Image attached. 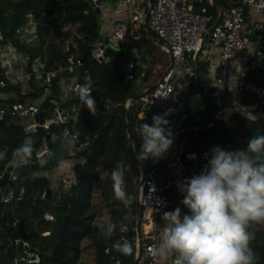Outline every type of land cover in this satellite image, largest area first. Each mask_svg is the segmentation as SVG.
<instances>
[{"label":"trees","instance_id":"trees-1","mask_svg":"<svg viewBox=\"0 0 264 264\" xmlns=\"http://www.w3.org/2000/svg\"><path fill=\"white\" fill-rule=\"evenodd\" d=\"M237 0H202L195 5L198 9L205 6L214 21H220L217 9L225 10ZM28 14L32 17V33L36 39V46H29L18 37V30L27 23ZM0 26L4 32L3 41L12 42L18 49H24L31 57L36 55V48L44 46L46 49V68L57 69L64 66L65 58L69 54L82 59V65L76 75L77 81L83 86L89 84L97 95L108 100L109 108L95 133H89L81 127L86 107L75 95L60 100L61 81L49 85L39 86L34 79H30L31 90L22 94L21 85L7 83L1 90L7 97L3 102H14L26 96L34 99L47 89L49 94L43 99L40 108L43 117L47 118L53 113L56 103H59L62 112L66 115L78 109L76 127L80 133L87 135V141L74 156L66 157L72 162L75 173L73 183L65 188L62 178L56 187L52 176L34 175L31 170L14 171L8 179L10 188L18 187L16 197L10 202L0 201V227L2 237L10 231L12 237H21L15 227L16 215L24 219L27 231L25 242L30 247L38 248L39 262L37 264H133L135 249L132 253L122 255L115 250L116 257L104 252L106 246H113L114 237L119 235L122 225L129 212L135 214L136 188L140 175L139 166L135 163L128 147L126 122L124 111L128 114L129 126L132 134V147L137 157L140 150V138L135 131L137 113L140 110V96L134 86V77L127 81V65L136 58L147 62L153 54L156 45L152 37L162 40L150 30V35L141 30L140 36L134 39L127 31L124 43L116 50L106 48V59L97 62L92 57V49L96 44L102 43L103 34L100 33V13L89 2L81 0H0ZM72 33L73 42L66 49L61 37ZM264 52V48H263ZM249 69L246 80L264 87V72L255 65L252 58L247 61ZM262 64L264 65V59ZM196 75L205 70L207 64L195 59ZM135 72V69H133ZM0 79L8 81V76L0 68ZM197 82V81H196ZM197 85V83H196ZM194 85V87L196 86ZM180 88V86H176ZM203 90V88H202ZM190 87L180 89V94L190 93ZM212 93H205L207 105L211 108ZM232 95L233 103L239 108L254 105V113H241L230 108L226 119L213 117L212 120H199L195 127L183 129L175 138V149L178 160L183 164L182 176L193 177L196 164L205 151L219 146L225 150L245 149L247 141L257 134H264V118L259 113L264 112V104L259 105L257 96L250 90L236 92L222 91V99ZM127 106H124L126 100ZM17 120H3L0 123V151L7 152L6 158L0 160V173L8 161H13V150L19 147L26 137L33 140V152L28 162L35 160V151L40 145L45 131L38 128L34 132H26L24 123ZM142 120V118H141ZM86 148V153L83 149ZM195 153V157H188ZM211 153V152H210ZM52 158V159H51ZM41 168L55 171L59 160L64 159L57 155L52 157ZM79 158V159H78ZM145 172L153 169L157 180L158 174L166 175L169 170L162 171L163 164L156 165L152 158L139 160ZM258 163H264L259 160ZM115 167H120L126 181L127 197L123 201L115 200L111 187L110 173ZM162 171V172H161ZM171 185L163 189V194L180 208L181 214L188 212L181 201L184 193L180 192L176 178L171 177ZM51 189V200L54 207L53 220L47 221L43 213L49 210L47 199L41 196L46 189ZM144 210V207H143ZM111 220L117 225L115 234L108 240L101 238L100 228ZM135 223V217H132ZM49 230L48 234H43ZM255 238L250 247L257 254V264H264V226L258 229L250 228ZM135 234V230L130 231ZM4 244V243H3ZM15 245L0 258V264H15ZM24 264V259L22 258Z\"/></svg>","mask_w":264,"mask_h":264},{"label":"built area","instance_id":"built-area-1","mask_svg":"<svg viewBox=\"0 0 264 264\" xmlns=\"http://www.w3.org/2000/svg\"><path fill=\"white\" fill-rule=\"evenodd\" d=\"M94 7L96 0H88ZM109 1L112 4V13L115 16L114 21L111 24L109 33L106 36V43L104 46L96 44L92 49V57L97 62H103L106 59V48L108 46L120 47L125 39L127 31L134 39L140 36L139 24H145V26L153 31L165 44L166 50L169 52L168 64L161 76L154 82L153 86L146 93L140 96V110L137 113L135 131L142 123V109L149 105L160 106L167 110L175 109V107L168 106L166 103L169 100L174 102L178 99L173 98V94L176 91V86L180 84L183 89L188 88L185 76L190 80H194L196 77V65L195 54L201 50L205 42L212 48L219 49V62L214 69L209 85L214 88L215 106L221 107L223 105L222 91L224 90L226 80L228 78V71L230 62L235 51L243 50L253 42L252 37L258 34V45L255 46L250 54V57L264 72V65L262 64L264 59V22L254 19H250V14L264 13V0H237L232 4L225 13L219 11L217 13L220 21H214L213 17L207 12L205 6L201 5L198 9H195V5L202 0H101V2ZM233 1V0H229ZM140 3L145 4V10L147 13L146 18L142 19L139 14ZM129 14L127 20L119 18L120 15ZM4 32L0 26V68L6 73L8 70H12L14 67L17 69V74L12 78L0 79V91L8 82L11 84H18L19 80L25 79L30 81L34 79L35 83L39 86L49 85L53 83V78L58 76V81H61L60 94H55L60 97V100L66 99L69 95L73 94L80 100V89L82 85L77 81L76 75L71 77H61L63 70H67L73 73L77 68L82 65V59L76 57L73 54H69L65 58L64 66L57 69H47L45 63L39 57H31L29 53L20 51L10 41H3ZM192 58V66L188 70V58ZM20 60V62H18ZM133 63H128L129 71L127 78L131 79L133 73L131 68ZM249 69L247 62L243 64L238 72L235 91L241 92L243 90H250L257 96V102L259 105L264 104V87L250 83L246 80V73ZM31 90V88L27 89ZM92 92L93 88L90 87ZM25 90L21 89L24 93ZM3 92V91H2ZM0 98V114L5 112L17 113L18 116H30L31 120L24 123L23 127L26 132H34L38 128L45 131V135L56 136L58 139L67 138L68 142L74 143L78 138L80 131L76 127L78 109H74V113L66 115L62 112L59 103H56L53 109V113L47 117H42L40 120L34 119V114L40 109L32 101L18 102H3ZM254 105L248 107L239 108L234 105V110H239L241 113H254ZM217 113V112H216ZM264 118V112L259 113ZM81 127L82 120H81ZM45 135L40 141L39 147L35 151V160L44 153V159L46 162L50 160L48 153L47 138ZM139 136V134L137 133ZM78 148V147H75ZM209 152L205 151L202 158L201 171H203L207 165V161L210 159ZM191 157H195V153L189 154ZM3 172V171H2ZM0 173V175L2 174ZM201 173V172H200ZM199 173V174H200ZM75 179V173L67 174L62 178L63 186L69 187ZM168 187V183L164 182L159 185L158 180L153 175V169L146 173V177L143 180L140 196L142 204L147 207V216L145 220L155 221L161 219L162 215L166 212H171L177 208L173 201L169 200L164 194L163 189ZM44 191L41 196H44ZM11 189L8 191V195L4 198L3 202H10L12 199ZM135 214L129 212L126 215V221L121 227L119 235L114 237L113 245L123 241H129L134 249L138 244V238L130 231L135 230V223H132V217ZM43 218L47 221L53 220V214L48 210L43 213ZM142 252L140 256L139 264H169V258L165 257L160 259L158 255L153 256L151 249L157 246V237L154 233V229L151 227L145 228L142 224ZM49 230L43 232L48 234ZM5 236L9 238V242L12 245H16L22 240V237H12L11 232H6ZM8 246L5 244L0 245V258L7 252ZM104 252L110 254V258L116 257L115 248L112 246H106ZM22 258L24 264H37L40 260L36 251L23 249Z\"/></svg>","mask_w":264,"mask_h":264},{"label":"clouds","instance_id":"clouds-1","mask_svg":"<svg viewBox=\"0 0 264 264\" xmlns=\"http://www.w3.org/2000/svg\"><path fill=\"white\" fill-rule=\"evenodd\" d=\"M80 93V103L95 114L90 85L84 84ZM165 128L166 121L158 115L151 125L140 124L138 160L159 157L169 149L171 134ZM210 151L205 169L181 186L185 193L181 204L188 212L182 215L177 207L162 215L160 241L151 254L166 255L169 264H257V254L250 247L255 234L249 229L264 226V163H258L264 160V134L253 135L245 149L216 146ZM32 152L33 140L26 137L13 150V162L27 163ZM6 155V150L0 151V160ZM110 180L113 198L125 200L126 181L120 167L112 170ZM116 229L114 222L107 221L99 230L101 238L110 239ZM113 247L122 255L132 253L129 241Z\"/></svg>","mask_w":264,"mask_h":264},{"label":"crops","instance_id":"crops-1","mask_svg":"<svg viewBox=\"0 0 264 264\" xmlns=\"http://www.w3.org/2000/svg\"><path fill=\"white\" fill-rule=\"evenodd\" d=\"M142 5H144V3L139 4V6L141 8V9H139V11H140L139 14L143 19L145 17L146 10H145V6H142ZM226 10L227 9L220 10L218 8L217 12L222 11L223 13H225ZM98 12L100 13V21H101V29H102L101 34H103V37H102V43H103L107 34L109 33V30L111 28V24L114 21L115 16L112 13V4L109 1L101 2L99 5ZM31 17L32 16L30 14H28L27 23L18 30L17 35H18L20 41H22L23 43H25L29 46H36L37 42H36V39L34 37V34L32 33L33 28L31 26V22H32ZM128 17H129V14L127 12L125 14H122L119 16V18H122L123 20H127ZM250 19L251 20L258 19V20L264 22V13L255 14V15L250 14ZM138 24H139V30L141 33V30H143L142 29L143 24L142 25L140 23H138ZM145 28H146V30H143V31H145L146 33L148 31L149 34L147 33V35H150V30L146 26H145ZM258 37H259L258 34H256V36H255V38L251 44L246 46V48H244L243 50L235 51L233 53V56H232V59L230 62V66H229L228 78L226 80L225 87H224L223 91H225V90L226 91H232L233 89L235 90V83H236V78H237L238 72L240 71L243 64L245 62H247L249 58H251L249 53H251L252 49L258 45V41H257ZM152 39L156 45V48H155L153 54L149 57L148 61L142 62L138 58H136L135 61H130L133 63V67L130 70L133 73L134 86H135L136 90L138 91V96L141 94L143 95L148 90H150V88L153 86L154 82L161 76V74L163 73V71L165 70V68L167 67V64H168V56L166 54L167 50H166L164 42L163 41L160 42L159 39L155 38V37H152ZM63 48L66 49L67 45L64 44ZM16 49H18V48L16 47ZM36 49H37L36 55L34 57H39L46 64V49H45V47L41 46V47H38ZM18 50H20V49H18ZM20 51L27 52L24 49H22ZM160 51H161V53L163 52L166 55V58H165L166 62L165 63H162L160 60H158V57H155V56H157L156 54ZM194 57L199 62L206 63L207 64L206 69L203 71L200 70L197 73L194 80L188 79L187 74H186L185 79H183L184 82L186 80L188 86L192 89V91L190 93L199 92L201 94L202 98L205 100H206L205 93H212L213 94L212 95L213 102H212L211 108L209 107V105L204 107V110L210 112L209 118L204 119L201 117L199 120H204V121L209 122L210 120L213 119V117H222V118L226 119L228 116V112H229L230 108H232V111H233V108L235 105L233 103L232 95H229L226 98H224L222 101L223 105L218 108L214 104L215 95H214L213 91H209V92L207 91V88L211 87L209 85L211 75H212L214 69L217 67L218 62H219V49L218 48H212L208 45L207 42H205L204 45L202 46L201 50L198 51ZM18 62H20V60H18ZM191 66H192V58L189 57L188 58V70H189V68H191ZM127 68H128V65H127ZM133 69H135V72L133 71ZM128 71H129V68H128ZM128 71H127V73H128ZM16 74H17L16 67H14L12 70H8L6 72V75L8 76V78H12ZM196 83H197V85H196ZM18 84L21 85L22 90H25L24 93H22V94L25 95L30 91V90H27V89L31 88L30 82L28 80H25V79L19 80ZM194 85H196V86L194 87ZM178 86H180V84H178ZM202 88H203V90H202ZM180 89H182L181 86H180V88H176V91L172 96L173 98H175V99L179 98L178 100H180V97L182 96L180 94ZM184 94H186V93H184ZM26 98H29L30 101L33 100L29 96H26ZM26 98H24L25 101H26ZM129 100L130 99L125 101V103H124L125 106L128 105ZM27 102H29V101H27ZM107 106L109 108V102H107ZM18 119H25V121L22 122V123H25V122L31 120V117L30 116H20ZM139 138H140V136H139ZM59 140H61V139H59ZM140 142L142 143L141 139H140ZM69 143H71V142H69ZM84 143H86V142L81 143V145L78 148H75L74 143H72L75 150H71L69 156H72V157L74 156L75 158H77L76 152L78 149L83 147ZM53 145H54V141H53L52 146ZM189 154H191V153H189ZM189 154H188V157H191V156H189ZM52 155L53 154L49 153L50 158L52 157ZM151 158L156 163V165L163 164L162 171L169 170V172H170L166 175H162L159 173L158 176H161V179L158 180V182H161V183L167 182L168 186H169V185H171L170 178L171 177L176 178V183H178V188H179L180 192H182L181 186L186 182V180L188 178L182 176L181 170H182L183 164L180 163L178 160L177 151L175 149L174 143L172 142L169 149L165 153H163L161 156L155 157V158L151 157ZM191 158H193V157H191ZM72 162L73 161L69 162L68 160H66V156H65L64 159H61L58 161L54 172H52L51 169L45 168L43 173H40V174L34 173L35 171H32V174H30V177L34 176V175L52 176L53 185H54V187H56L58 182H59V178H63L67 174L74 173L72 170V167H71ZM139 171H140V168H139ZM195 171H196V168L194 169V172ZM13 173H14V171L12 172L11 176L13 175ZM2 189L3 188L0 187V196H1ZM0 201H2L1 197H0ZM147 214L148 213L144 212V210H143L142 224L145 225V228H149V227L151 228L152 227L155 230L154 233L158 239V241H157V245H158L159 241H160V235H161L160 230H161L164 223H161L159 220H155L154 222L150 221V220L149 221L145 220V217L147 216ZM147 225H148V227H147ZM1 231H2V229L0 227V245H2L3 243L5 245H7L8 246L7 252H8L9 249L11 248L12 244H10L9 238H7V237L3 238L2 237ZM158 257L160 259H163L167 256L164 254H161V255H158Z\"/></svg>","mask_w":264,"mask_h":264},{"label":"water","instance_id":"water-1","mask_svg":"<svg viewBox=\"0 0 264 264\" xmlns=\"http://www.w3.org/2000/svg\"><path fill=\"white\" fill-rule=\"evenodd\" d=\"M82 2H86L87 0H81ZM101 0H96L95 1V9L98 12L99 10V2ZM147 13L145 14L144 19L146 18ZM128 22V21H126ZM143 30H146L145 24H143ZM100 33H102V29H100ZM148 33V31H147ZM149 34V33H148ZM264 36V32L262 33ZM255 36L252 37L254 40ZM106 43V39L104 42L101 44V46H104ZM110 49L116 50L119 47H113V46H108ZM166 54L169 59V52L166 51ZM79 71V68H77L73 73L68 72L67 70H63L61 73V77H71L73 75H76ZM58 76H55L53 78V82L58 81ZM129 81V79H127ZM207 91H214L213 87L207 88ZM50 90L47 89L42 93L40 96L35 97L32 102L36 104L37 106H40L43 99L49 94ZM142 95V94H141ZM139 95V96H141ZM91 96L95 100V107H96V113L92 114L88 109H86L83 119H82V126L84 129L89 132V133H95L101 124L103 118L105 117V113L108 109L107 102L108 100H104L100 98L97 93L92 90ZM7 97L6 93L0 91V98L5 99ZM18 102H23L24 98L20 97L17 99ZM125 106V105H124ZM172 106L175 107V109L172 110H167L166 108L160 107V106H155V105H149L146 106V108L142 109V123H147L149 125L152 124V117L154 115L161 116L165 121H166V134L170 133V138L173 143H175V138L178 135L179 132H181L185 128L189 127H195L196 123L199 121V119L202 117L204 119H208L210 116V112L204 110V107L207 106V102L205 99L202 98L201 94L199 92H194V93H186L180 97V100L173 101L169 100L166 103V107ZM43 109L40 108L35 114H34V119L35 120H40L43 117ZM19 118L17 113H11V112H5L3 114H0V123L3 120H17ZM124 119L126 122V133L128 137V147L130 150V153L132 155L133 160L135 163L139 166L140 168V176L137 182V188H136V208H135V232L136 236L138 238V244L135 248V255H134V262L133 264H139L140 261V256L142 252V218H143V204H142V199L140 196V189L143 183V180L146 177V172L145 169L143 168L142 164L140 161L137 159L133 147H132V134H131V129L129 126V120H128V114L126 112V109L124 111ZM45 137L47 138V145L48 149L52 148L53 141L57 140L58 137L56 136H50L49 134H46ZM61 141L63 142H68L67 138H62ZM87 141V135L84 133H80L78 135V138L74 141V146L79 147L81 143ZM87 149L84 148L83 152L86 153ZM209 153L211 151H208ZM45 154L43 153L39 158L38 161L36 162H27V163H20L16 164L13 161H8L5 165V168L0 175V187H2V192H1V199L3 200L4 198L7 197L8 191L11 189L12 191V196L16 197L19 188L14 187L10 188V186L7 184L8 179L11 177V174L13 171H36L43 167L46 164V160L44 159ZM211 156V153L209 154ZM204 161V158H201L200 161L197 162L196 164V171L194 172L193 176L199 175L201 172L202 168V163ZM162 183L159 182V185ZM45 198L47 199L48 205H49V211L53 214L54 213V207L53 203L51 200V189L47 188L46 193H45ZM15 227L19 234L22 237V240L18 242L15 245V251H16V256H15V264H23L22 263V252L24 248H27L32 251H38L37 247H30L26 242L25 238L27 236V231L24 225V219L20 215H16V222H15Z\"/></svg>","mask_w":264,"mask_h":264},{"label":"rangeland","instance_id":"rangeland-1","mask_svg":"<svg viewBox=\"0 0 264 264\" xmlns=\"http://www.w3.org/2000/svg\"><path fill=\"white\" fill-rule=\"evenodd\" d=\"M142 6H145V4L142 5ZM61 38L63 39V43L66 44L67 46L69 45L70 42L74 43L73 39H72L73 38L72 37V33L67 35L66 37H61ZM156 55L157 56H155V57H158V60H160L162 63L166 62V59H165L166 55L163 52L161 53V51H160ZM27 101H30V99L26 98V102ZM19 121L23 122V121H25V119H20ZM71 150H75L72 143L63 142V141L57 139V140L54 141V145L52 146V148H50L48 150V152L50 154L57 155V156H60V157L61 156L62 157H65V156L67 157V156L70 155ZM44 169L45 168L38 169L34 173H37V174L43 173ZM155 178H156V176H155ZM143 207H144V212H146L147 211V207L145 205H143ZM261 227L262 226L257 225V226H254L253 229H258V228H261Z\"/></svg>","mask_w":264,"mask_h":264},{"label":"bare ground","instance_id":"bare-ground-1","mask_svg":"<svg viewBox=\"0 0 264 264\" xmlns=\"http://www.w3.org/2000/svg\"><path fill=\"white\" fill-rule=\"evenodd\" d=\"M149 225V224H148ZM148 225H147V227H148Z\"/></svg>","mask_w":264,"mask_h":264}]
</instances>
